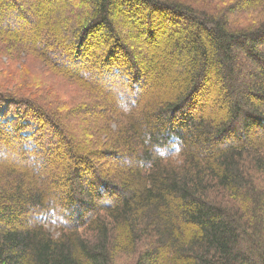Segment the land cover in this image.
<instances>
[{
  "label": "trees",
  "instance_id": "1",
  "mask_svg": "<svg viewBox=\"0 0 264 264\" xmlns=\"http://www.w3.org/2000/svg\"><path fill=\"white\" fill-rule=\"evenodd\" d=\"M1 80L0 264H264V0H0Z\"/></svg>",
  "mask_w": 264,
  "mask_h": 264
},
{
  "label": "rangeland",
  "instance_id": "2",
  "mask_svg": "<svg viewBox=\"0 0 264 264\" xmlns=\"http://www.w3.org/2000/svg\"><path fill=\"white\" fill-rule=\"evenodd\" d=\"M117 5H118V6H117V11H118V8L120 9V7H119V3H118ZM120 5H121V4H120ZM165 34H166L165 31H163V30L160 31V30H159V32H158L157 35H156V39L159 40V41H162L163 39L165 40ZM157 40H156V41H157ZM20 62H21L20 60L17 61V62L14 64V67H18V63L20 64ZM0 85H1V86H4V87H9V88H14V87H17V86H21V84H18V83H15V82H7V81H5V80H1V81H0ZM36 95H38V94L36 93ZM208 101H209V95H208V98H207V97H203V99H202V102H203V103L207 104ZM4 109H5V108H3L2 110H4ZM198 111L200 112V111H201V108H199ZM50 230H51L54 234H56V235H60V232H58V231L56 230L55 226H51Z\"/></svg>",
  "mask_w": 264,
  "mask_h": 264
}]
</instances>
